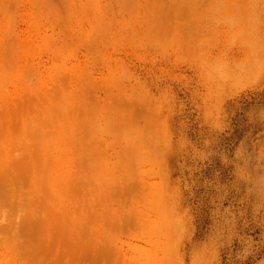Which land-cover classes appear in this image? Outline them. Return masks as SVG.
I'll return each instance as SVG.
<instances>
[{"label": "rangeland", "instance_id": "374dc122", "mask_svg": "<svg viewBox=\"0 0 264 264\" xmlns=\"http://www.w3.org/2000/svg\"><path fill=\"white\" fill-rule=\"evenodd\" d=\"M0 264H264V0H0Z\"/></svg>", "mask_w": 264, "mask_h": 264}]
</instances>
